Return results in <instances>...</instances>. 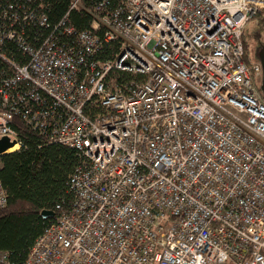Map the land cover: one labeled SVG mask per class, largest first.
Segmentation results:
<instances>
[{
  "label": "built area",
  "instance_id": "obj_1",
  "mask_svg": "<svg viewBox=\"0 0 264 264\" xmlns=\"http://www.w3.org/2000/svg\"><path fill=\"white\" fill-rule=\"evenodd\" d=\"M68 1L90 28L66 17L37 49L17 27L49 29L45 8L0 9V157L23 149L22 118L83 158L23 264H264L263 68L245 48L264 0Z\"/></svg>",
  "mask_w": 264,
  "mask_h": 264
},
{
  "label": "trees",
  "instance_id": "obj_2",
  "mask_svg": "<svg viewBox=\"0 0 264 264\" xmlns=\"http://www.w3.org/2000/svg\"><path fill=\"white\" fill-rule=\"evenodd\" d=\"M19 1L0 0V9L15 6ZM36 1L45 8L49 29L37 22L27 24L24 21L17 27L27 43L36 49L53 36L66 17L67 26L73 25L78 32L90 28L91 17L85 13L70 12L68 0ZM9 12L12 14V11ZM6 25L10 26L12 22L8 21ZM257 27L264 39V18L261 14L257 17ZM65 29L63 27L61 31L65 32ZM245 48L247 55L249 48L246 42ZM4 49L16 62L29 59L24 49L12 42H7ZM111 79L127 84L143 77L113 71ZM257 86L259 90L260 85ZM14 128L23 142V149L0 157V182L8 197L7 206L0 208V252L7 253L12 262L23 264L36 241L55 218L69 212L74 206L76 198L71 180L83 158L76 150L54 143L47 133L33 129L22 118L15 119ZM43 212H53L54 217L44 219Z\"/></svg>",
  "mask_w": 264,
  "mask_h": 264
},
{
  "label": "water",
  "instance_id": "obj_3",
  "mask_svg": "<svg viewBox=\"0 0 264 264\" xmlns=\"http://www.w3.org/2000/svg\"><path fill=\"white\" fill-rule=\"evenodd\" d=\"M256 37L258 40H260L262 37L261 32H257ZM256 56H257V59L260 61L262 68H263V78H262V82L260 85V93L264 99V44H262V43L260 44V47L257 50ZM14 145H15V142H11L8 138L1 139L0 140V156L2 155V153L7 151L8 149L13 147ZM42 217L44 219L53 218L54 213L53 212H43Z\"/></svg>",
  "mask_w": 264,
  "mask_h": 264
},
{
  "label": "rangeland",
  "instance_id": "obj_4",
  "mask_svg": "<svg viewBox=\"0 0 264 264\" xmlns=\"http://www.w3.org/2000/svg\"><path fill=\"white\" fill-rule=\"evenodd\" d=\"M257 32H258L257 19H252L249 22L245 33V42L249 48L247 55H248V59L250 60H257L256 53L260 47L259 41L263 39V38H261L260 40L257 39L256 37Z\"/></svg>",
  "mask_w": 264,
  "mask_h": 264
},
{
  "label": "flooded vegetation",
  "instance_id": "obj_5",
  "mask_svg": "<svg viewBox=\"0 0 264 264\" xmlns=\"http://www.w3.org/2000/svg\"><path fill=\"white\" fill-rule=\"evenodd\" d=\"M262 38V37H261ZM264 44V42H263V39H261L260 41H259V44Z\"/></svg>",
  "mask_w": 264,
  "mask_h": 264
}]
</instances>
